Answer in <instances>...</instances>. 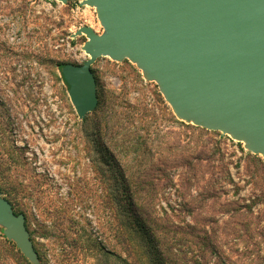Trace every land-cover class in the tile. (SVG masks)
<instances>
[{"label": "rangeland", "instance_id": "rangeland-1", "mask_svg": "<svg viewBox=\"0 0 264 264\" xmlns=\"http://www.w3.org/2000/svg\"><path fill=\"white\" fill-rule=\"evenodd\" d=\"M83 1L0 0V183L14 193L12 209L23 211L41 264H103L108 250L124 256L109 200L117 174L97 164L94 115L78 118L58 68L87 59L85 35L72 37L78 29L104 32ZM92 71L97 91L136 118L127 126L133 143L140 138L138 152H127L117 135L101 141L124 173L153 164L152 174H168L173 187L158 191L157 210L171 214L169 206L174 222L207 231L216 264H264V159L228 135L178 120L130 61L102 57ZM186 204L192 215L178 212ZM16 250L3 251V264H20Z\"/></svg>", "mask_w": 264, "mask_h": 264}, {"label": "water", "instance_id": "water-1", "mask_svg": "<svg viewBox=\"0 0 264 264\" xmlns=\"http://www.w3.org/2000/svg\"><path fill=\"white\" fill-rule=\"evenodd\" d=\"M63 4L69 0H57ZM103 27L85 35L81 65L59 73L80 120L97 105L93 64L128 60L156 83L174 116L228 135L264 159V0H84ZM0 228L29 264H39L23 214L0 192Z\"/></svg>", "mask_w": 264, "mask_h": 264}, {"label": "trees", "instance_id": "trees-1", "mask_svg": "<svg viewBox=\"0 0 264 264\" xmlns=\"http://www.w3.org/2000/svg\"><path fill=\"white\" fill-rule=\"evenodd\" d=\"M61 65L58 64V68ZM97 100L96 108L92 112L94 122L91 123L90 129L98 140L100 148L99 151L96 145L98 154H103L99 156L101 159L99 158L97 164L99 167H112L113 174H117L115 175L117 188L110 194L109 200L114 208V240L124 253L122 257L113 250L104 251L101 262L103 264H208L210 261L208 256L211 255L207 253H213V264H216L220 261V257L217 255L216 244L207 231L186 221L174 222L172 220L174 210L169 206L171 214L161 207L158 208L159 211L157 210L155 200L158 191L163 195L167 189L173 187L169 175L152 174L153 164H147L148 168H145V164L141 173L126 175L117 157L101 142L109 134V136L117 135L127 152L135 153L143 147L140 142L138 143L140 139L138 137L137 141L132 142L134 137L127 126L134 127L133 122L136 118L130 112L129 114L121 112L118 101L115 98L105 97L100 91H97ZM0 192L7 196V201L13 206L14 193L1 183ZM22 212L19 214H23ZM178 212L189 216L194 210L186 204ZM34 249L41 262L35 246ZM3 251L18 254L15 245L6 240L1 231L0 256L3 255ZM16 258L20 259V264H29L22 256ZM0 264H3V260H0Z\"/></svg>", "mask_w": 264, "mask_h": 264}]
</instances>
